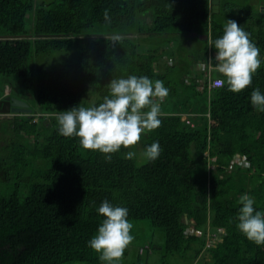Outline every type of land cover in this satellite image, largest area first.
<instances>
[{"label": "trees", "instance_id": "1", "mask_svg": "<svg viewBox=\"0 0 264 264\" xmlns=\"http://www.w3.org/2000/svg\"><path fill=\"white\" fill-rule=\"evenodd\" d=\"M251 2L219 0L213 12V0H0V81L11 88L9 77L19 79L21 92L9 95L32 109L0 115V264H107L88 246L104 200L163 233L153 252L191 264H264V245L237 227L241 196L264 212V112L251 104L254 89L264 94V62L240 93L226 83L198 90L209 75L224 79L212 70L226 20L264 61V13ZM70 47L78 49L70 62L34 68L35 57ZM209 58L211 67L196 69ZM129 75L169 89L154 98L158 129L110 160L59 134L58 111L98 106L111 80ZM157 141L161 154L150 161L143 153ZM235 156L247 164L232 165Z\"/></svg>", "mask_w": 264, "mask_h": 264}, {"label": "clouds", "instance_id": "2", "mask_svg": "<svg viewBox=\"0 0 264 264\" xmlns=\"http://www.w3.org/2000/svg\"><path fill=\"white\" fill-rule=\"evenodd\" d=\"M105 19H108L107 11ZM113 40L118 41L119 37H113ZM214 48V69L224 78L217 83H226L228 91L233 93L248 88L252 84L253 75L264 62L260 58V49L251 41L249 34L235 20H226L223 35L214 41ZM211 62L212 58H209L207 65L202 63L199 67H211ZM107 87L109 95L98 106H76L68 111H58L57 121L61 136L77 137L83 149L99 151L110 160L112 154L121 148L128 149L137 145L143 133L161 126L160 103L154 98L162 102L168 96L169 89L163 81H152L145 76L135 75L112 79ZM251 104L264 112V94L258 88L251 93ZM160 154L158 141L143 153L150 161H155ZM135 155V152L128 151L125 158L133 159ZM239 203L242 205L237 217L239 231L256 245H264V212L255 210V201L247 194L240 197ZM98 213L104 219L88 246L98 254L100 261L118 264L134 240L128 209L113 206L104 200Z\"/></svg>", "mask_w": 264, "mask_h": 264}, {"label": "rangeland", "instance_id": "3", "mask_svg": "<svg viewBox=\"0 0 264 264\" xmlns=\"http://www.w3.org/2000/svg\"><path fill=\"white\" fill-rule=\"evenodd\" d=\"M34 17V13L30 12L27 15L28 20ZM28 28H32L28 23ZM78 54L77 48H68L62 51H56L49 55H42L35 57L34 68L40 69H51L61 64L70 62ZM10 81H15V87L9 88V86H2L0 81V92L3 91L8 95H17L20 91V80L14 76L9 77ZM10 115L9 117H12ZM3 117V116H2ZM7 118V116L3 117ZM185 119V117H184ZM133 228L131 235L134 240L125 250L122 259L118 264H191L190 261L182 257L180 253L168 254L165 251L157 250L153 252L152 248L155 246H164V235L161 231L153 228L148 220L143 221H131Z\"/></svg>", "mask_w": 264, "mask_h": 264}, {"label": "water", "instance_id": "4", "mask_svg": "<svg viewBox=\"0 0 264 264\" xmlns=\"http://www.w3.org/2000/svg\"><path fill=\"white\" fill-rule=\"evenodd\" d=\"M219 11V0H213V12ZM150 21V19L148 20ZM29 104L17 97L6 94L0 99V115L30 114Z\"/></svg>", "mask_w": 264, "mask_h": 264}, {"label": "built area", "instance_id": "5", "mask_svg": "<svg viewBox=\"0 0 264 264\" xmlns=\"http://www.w3.org/2000/svg\"><path fill=\"white\" fill-rule=\"evenodd\" d=\"M221 78H214L212 79L210 77V75L208 76V82L206 84L204 83H200V86L198 88V90H203L205 88V86H207V89L210 91L212 89H215V88H218V87H221L222 85L221 84H218L217 81L220 80ZM187 117H185L184 120H186ZM189 121V120H187ZM239 165V166H244L247 164V159L245 157H241V156H235L234 159H233V163L232 165Z\"/></svg>", "mask_w": 264, "mask_h": 264}, {"label": "crops", "instance_id": "6", "mask_svg": "<svg viewBox=\"0 0 264 264\" xmlns=\"http://www.w3.org/2000/svg\"><path fill=\"white\" fill-rule=\"evenodd\" d=\"M251 1H252L251 3L253 4V6L256 7L258 11H260L261 13H264V0H251ZM199 65H200V64H198V65L196 66V69H198V70H204V68L199 67ZM213 74H218V73L215 71L214 67H213V70H212V75H213ZM6 94H7V93H4V95H3L2 97H4ZM2 97H1V98H2ZM8 117H9V116H8ZM206 259H207L208 261H210L209 256H208Z\"/></svg>", "mask_w": 264, "mask_h": 264}]
</instances>
